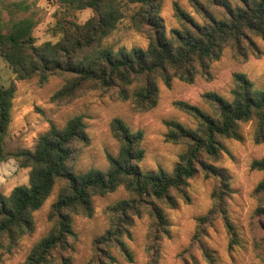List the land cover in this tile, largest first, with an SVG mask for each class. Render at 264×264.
<instances>
[{
	"label": "trees",
	"instance_id": "trees-1",
	"mask_svg": "<svg viewBox=\"0 0 264 264\" xmlns=\"http://www.w3.org/2000/svg\"><path fill=\"white\" fill-rule=\"evenodd\" d=\"M57 1L59 10L50 29L58 39L38 44L34 36L36 17L18 16L31 11V4L26 0H0L1 55L18 79L37 76L43 85L53 75L63 77L64 85L51 96L55 103L71 102L87 91L100 89L118 99L130 100L134 110L147 111L157 105L159 80L168 87L174 78L193 82L198 73L209 74L211 63L221 57L226 46L233 49L236 57L246 59L250 49L259 50L254 36L264 39V0H190L203 22L175 2L179 27L172 28L170 34L160 15L164 0H128L137 4L131 16L132 26L149 39L146 48L131 49L103 45L124 17L121 0ZM86 8L93 10L87 21L79 23L72 18L76 11ZM233 77L232 100L215 91L203 94L213 114L187 101H175L176 107L193 116L198 125L188 128L177 120H165L166 140L187 146L170 172L163 168L156 172L141 169L144 131L133 130L120 117L111 121V131L120 148L117 154L108 153L106 171L73 170L79 150L89 143L83 114L71 117L63 126L51 123L34 149L8 154L5 139L16 83L0 84V162L14 157L21 166L30 168L28 184L17 185L9 195L0 190V260L22 236L34 230L33 213L42 207L59 180L62 185L48 215L52 227L34 244L23 264H72L77 237L73 215L92 216L93 196L113 192L121 185L130 196L108 206L111 227L96 239V245L103 249V244H116L129 259L132 254L123 237L131 236L134 217L147 211L151 218L149 264H158L159 241L169 234L170 227L162 204L175 208L179 198L189 200V181L200 171L206 177H215L218 183L213 192L214 205L198 218L199 225L217 213L225 214L231 191L229 178L214 164L225 148L223 139H242L241 123L255 118L254 139L264 142V89L256 88L245 72H235ZM251 167L264 170V158L253 160ZM254 192L264 201V177ZM205 252L213 261L211 253ZM104 253L105 258L100 256L96 264L117 261L110 250Z\"/></svg>",
	"mask_w": 264,
	"mask_h": 264
},
{
	"label": "rangeland",
	"instance_id": "rangeland-1",
	"mask_svg": "<svg viewBox=\"0 0 264 264\" xmlns=\"http://www.w3.org/2000/svg\"><path fill=\"white\" fill-rule=\"evenodd\" d=\"M26 1L31 4V11L19 13L18 16L33 14L36 17V42L40 44L47 40L56 41L58 37L50 28L56 22L58 1ZM230 1L235 3V0ZM175 2L203 22L190 0H164L160 15L166 24L167 34H170L172 28L179 27L174 11ZM121 5L124 17L117 28L104 39L103 45L114 49L146 48L149 43L147 35L132 26L131 16L137 4L121 0ZM215 13L219 15L218 12ZM4 14L6 17L10 16L8 13ZM92 15L93 10L86 8L76 11L72 18L84 23ZM254 40L259 50L250 49L246 59L236 57L233 49L226 46L221 57L211 63L209 74L198 73L193 82L174 78L168 87L159 80L157 105L147 111L134 110L130 100L118 99L100 89L87 91L71 102H52L51 96L65 83L63 77L53 75L43 85L39 83L37 76L18 79L0 53V84L9 86L12 82L16 83L5 150L12 154L22 149H34L39 136L49 129L51 123L63 126L71 117L83 114L89 143L79 150L73 170L77 173L91 168L106 171L109 168L108 153L117 154L120 148L119 140L111 131L112 119L120 117L133 130L144 131L142 144L145 156L140 162L141 169L144 172H156L163 168L170 172L187 146L166 140L168 128L165 120H177L188 128H196L198 125L193 116L176 107L175 101H187L213 114V109L204 101L203 94L215 91L227 100H232L235 86L233 75L239 71L245 72L256 88L264 89V39L254 36ZM255 126V118L242 122V139H223L225 148L214 162L229 178L231 191L226 198L225 214L217 213L211 220L199 225L198 218L207 214L214 205L213 192L218 183L215 177H206L203 171L189 181V200L179 198L175 208L162 204L170 227L169 234L159 241L158 264H264V209L259 210L264 208V201L254 192L264 177V170L251 167L253 160L264 158V142L255 141ZM29 172L30 168L21 166L14 157L1 161L0 190L9 195L17 185L28 184ZM61 185L62 182L57 181L51 195L33 213L34 230L22 236L10 252H5L0 264H23L34 244L47 235L52 227V222L48 219L49 211ZM129 196V191L121 185L113 192L93 196L92 216L73 215V228L77 237L74 240L72 264H96L97 258H105L106 249L116 257L117 261L113 264H149L147 246L151 218L147 211L134 217L130 227L131 236L123 237L132 254L131 259L116 244H103V249H97L96 239L111 227L108 206ZM206 250L211 253L214 262L207 258Z\"/></svg>",
	"mask_w": 264,
	"mask_h": 264
}]
</instances>
